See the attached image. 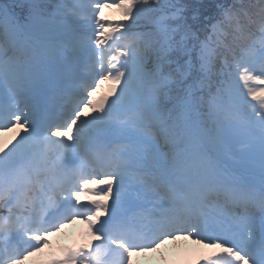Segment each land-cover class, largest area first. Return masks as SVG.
Here are the masks:
<instances>
[{
    "label": "snow or ice",
    "instance_id": "1",
    "mask_svg": "<svg viewBox=\"0 0 264 264\" xmlns=\"http://www.w3.org/2000/svg\"><path fill=\"white\" fill-rule=\"evenodd\" d=\"M11 132L0 264L78 219L94 239L50 264H134L180 240L214 249L204 264H264V0H0Z\"/></svg>",
    "mask_w": 264,
    "mask_h": 264
},
{
    "label": "rangeland",
    "instance_id": "2",
    "mask_svg": "<svg viewBox=\"0 0 264 264\" xmlns=\"http://www.w3.org/2000/svg\"><path fill=\"white\" fill-rule=\"evenodd\" d=\"M105 15L112 20L120 19L119 12L115 8L106 9ZM108 89L109 85L107 83L102 86L101 90L95 95L96 102L99 103L105 96L108 95ZM108 98L110 100L112 97L109 96ZM250 102L253 104L257 103L251 100ZM18 139L19 136H17L14 132L6 133L4 136L0 137V140L10 141L12 143H15V140ZM10 146L11 144H9V147ZM78 226H80V229L84 227L83 223L78 224ZM78 226L71 229L69 232L63 229V231L59 233L50 235L48 237L50 243L44 248L43 252L37 253L34 256H30L27 260H25L24 264H50V261L57 258L58 256V247L61 245L59 240L66 238L70 232H74L73 234L76 236V232L80 230ZM203 248L204 247L202 245H194L192 240H188L184 243L177 242L172 246L170 244H166L157 252H150L138 257L136 256L137 258L135 259L134 264L135 262H138V264H197L198 261L199 264H204L203 259L199 257V254L202 252V250H204Z\"/></svg>",
    "mask_w": 264,
    "mask_h": 264
},
{
    "label": "bare ground",
    "instance_id": "3",
    "mask_svg": "<svg viewBox=\"0 0 264 264\" xmlns=\"http://www.w3.org/2000/svg\"><path fill=\"white\" fill-rule=\"evenodd\" d=\"M6 150H7V149H6ZM109 203H111V201H110ZM180 241H181V242H184V241H186V240H180ZM168 243L175 244L176 242H171V241H169ZM74 246L77 247L78 244H77V243H74ZM207 254H208L207 252L204 253V255H207ZM182 262H184V261H182Z\"/></svg>",
    "mask_w": 264,
    "mask_h": 264
}]
</instances>
